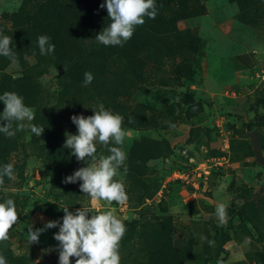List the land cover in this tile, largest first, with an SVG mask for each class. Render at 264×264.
<instances>
[{
  "label": "rangeland",
  "instance_id": "obj_1",
  "mask_svg": "<svg viewBox=\"0 0 264 264\" xmlns=\"http://www.w3.org/2000/svg\"><path fill=\"white\" fill-rule=\"evenodd\" d=\"M102 3L0 0V34L11 36L17 58L0 56V95L17 93L44 127L39 137L0 133V168L14 166L0 202L13 199L18 213L0 255L7 264H58V227L32 244L27 231L62 223L67 206L115 209L126 225L120 264H264V0H155V19L117 46L95 39L109 23ZM40 35L52 54H40ZM98 104L123 117L122 204L63 182L90 162L64 147L65 133L77 132L70 117Z\"/></svg>",
  "mask_w": 264,
  "mask_h": 264
},
{
  "label": "clouds",
  "instance_id": "obj_2",
  "mask_svg": "<svg viewBox=\"0 0 264 264\" xmlns=\"http://www.w3.org/2000/svg\"><path fill=\"white\" fill-rule=\"evenodd\" d=\"M100 7H106L109 23L95 39L105 46L122 45L132 37L135 27L145 22V17L155 19L157 14L155 0H104ZM11 45V36L0 34V56L17 63ZM37 45L42 56L55 51V45L50 43L47 35L38 36ZM84 77V85L87 86L93 76L90 72H85ZM0 102L4 105L0 112V121H3L0 123V133L12 137L16 131L25 128L37 137L43 133L44 127L31 123L35 119L34 110L26 106L17 93L5 91L0 95ZM91 109L92 115L79 114L70 117L77 132H66L64 142V147L70 149L78 161L90 162L66 176L63 182L80 181L81 192L94 201H103L108 205L113 202L122 204L127 200L120 172L127 159L122 148L125 140L123 117L106 109L103 104ZM25 121L28 123L25 124ZM13 123L16 124L15 130ZM97 142L107 148L108 155L97 156ZM126 170L124 168L125 172ZM13 176L14 166L11 163L5 164L0 168V185L4 184V177L12 179ZM227 207L224 202L216 205L215 215L222 224L226 223ZM61 208L64 213L62 223L50 220L43 228L35 230L31 225L28 226L29 244L38 243L39 234L46 229L58 227V232L53 234L58 241V264H71L72 257L75 258V264H120L119 248L126 225L116 215L115 209L93 210L80 207L73 212L67 206ZM17 222L18 213L14 200L8 198L0 202V242L9 238V231ZM209 244L212 246L214 242L209 241ZM0 264H7L3 255H0Z\"/></svg>",
  "mask_w": 264,
  "mask_h": 264
},
{
  "label": "water",
  "instance_id": "obj_3",
  "mask_svg": "<svg viewBox=\"0 0 264 264\" xmlns=\"http://www.w3.org/2000/svg\"><path fill=\"white\" fill-rule=\"evenodd\" d=\"M250 136H251V138L253 140L254 147H256L258 145V143H259L258 136H257V132L255 130H252L250 132Z\"/></svg>",
  "mask_w": 264,
  "mask_h": 264
}]
</instances>
